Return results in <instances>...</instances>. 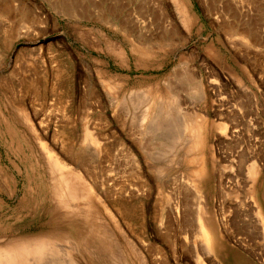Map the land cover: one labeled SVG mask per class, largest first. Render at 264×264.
<instances>
[{"label":"rangeland","instance_id":"1","mask_svg":"<svg viewBox=\"0 0 264 264\" xmlns=\"http://www.w3.org/2000/svg\"><path fill=\"white\" fill-rule=\"evenodd\" d=\"M261 220L264 0H0V255L264 264Z\"/></svg>","mask_w":264,"mask_h":264},{"label":"bare ground","instance_id":"2","mask_svg":"<svg viewBox=\"0 0 264 264\" xmlns=\"http://www.w3.org/2000/svg\"><path fill=\"white\" fill-rule=\"evenodd\" d=\"M165 3V2H164ZM223 3V2H222ZM227 3V2H226ZM225 5V4H223ZM228 5V4H227ZM185 6V5H184ZM205 8V7H204ZM240 10V9H239ZM235 11V10H234ZM251 11V10H250ZM226 12V11H225ZM189 13V12H188ZM231 14V13H230ZM243 14V13H242ZM236 15V14H235ZM249 16V15H248ZM247 16V17H248ZM221 17V16H220ZM230 17V16H229ZM242 18V17H241ZM194 19V18H193ZM171 23V21L169 22ZM192 24V23H191ZM122 25V24H121ZM174 26V25H173ZM246 28V27H245ZM236 29V28H235ZM233 32L236 31L233 30ZM233 36L235 38L236 36ZM238 42V41H237ZM115 48V47H114ZM196 128V126H195ZM199 128L194 129L195 134H194V139L196 140V143H194V146H197L198 140H199ZM192 141V140H191ZM253 168V167H252ZM199 221V233H200V240H201V245L204 246L207 255L212 254L214 248L216 245H218L220 241V237L218 233L215 230H212L207 223V218L202 214V212L199 215L198 218ZM207 223V224H206ZM261 226H263L264 230V222L261 220ZM41 248V246L39 247ZM54 252V251H53ZM32 253H28L27 250H20V252H17L16 249H10L8 252L2 253L0 255V264H28L29 261H32L33 258L31 257ZM46 254V253H45ZM44 255V254H43ZM54 255V254H53ZM61 256V255H60ZM52 257V256H51ZM45 258V257H44ZM49 258V257H48ZM37 260V258L35 259ZM64 260V259H63ZM66 260V259H65ZM69 260V259H67ZM62 262V261H61ZM66 262V261H64ZM71 263V260H69ZM31 263V262H30ZM57 263V262H56ZM63 263V262H62ZM74 263V262H73ZM72 263V264H73ZM46 264V263H45ZM59 264V263H58ZM69 264V263H68Z\"/></svg>","mask_w":264,"mask_h":264}]
</instances>
